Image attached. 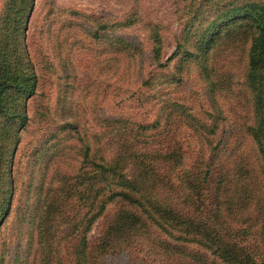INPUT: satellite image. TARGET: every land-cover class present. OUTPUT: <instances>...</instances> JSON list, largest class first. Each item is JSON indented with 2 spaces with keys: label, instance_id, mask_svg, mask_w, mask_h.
Wrapping results in <instances>:
<instances>
[{
  "label": "rangeland",
  "instance_id": "1",
  "mask_svg": "<svg viewBox=\"0 0 264 264\" xmlns=\"http://www.w3.org/2000/svg\"><path fill=\"white\" fill-rule=\"evenodd\" d=\"M246 2L264 5V0H34L24 40L37 86L12 154L19 185L0 228V264H45L46 242L35 222L39 207L56 179L88 171L92 164L83 158L88 142L94 161L115 157V148L102 151L113 137L103 128L108 120L131 125L161 153L192 141L196 149L187 157L194 161L197 149H204L214 179L233 182L239 173L259 178L264 119L254 115L260 93L264 99V68L254 75L252 56L259 27L245 16L235 24L222 22L219 55L205 66L210 73L201 65L210 53L198 50L202 33ZM7 3L0 0V15ZM254 78L257 89L251 87ZM4 154L0 140V157ZM233 163L247 173L221 171ZM250 187L255 205L262 187ZM115 211L110 204L96 220L92 243ZM84 229L88 237V225Z\"/></svg>",
  "mask_w": 264,
  "mask_h": 264
},
{
  "label": "trees",
  "instance_id": "2",
  "mask_svg": "<svg viewBox=\"0 0 264 264\" xmlns=\"http://www.w3.org/2000/svg\"><path fill=\"white\" fill-rule=\"evenodd\" d=\"M33 5L34 0H8L0 15V140L5 149L0 157L5 168L0 171V228L9 218L19 185L11 159L29 117L27 100L37 86L24 40ZM240 16L255 19L259 27L252 44L254 75L264 68V5L246 2L202 33L198 50L210 53L209 61L205 55L201 59L206 72L210 73L205 66L219 55L221 23L235 24ZM251 87L258 88L256 78ZM258 99L256 120L259 115L264 119L261 93ZM103 128L113 135L103 154L115 148V157L94 161L88 142L83 157L92 164L88 171L56 179L57 186L50 189L36 214L46 242L42 246L47 253L45 264H264V151L259 178L252 181L251 175L239 173L232 182L212 178L213 162L204 149H197L194 161L187 157L193 151L192 141L177 142L161 153L121 120H108ZM128 135L130 139L124 138ZM225 168H237L233 174L247 173L237 163L222 166L224 173ZM252 184L262 187L255 193V205ZM110 204L116 211L92 243L89 232ZM64 227L70 238L64 236Z\"/></svg>",
  "mask_w": 264,
  "mask_h": 264
}]
</instances>
